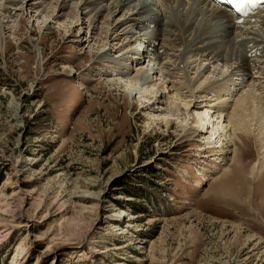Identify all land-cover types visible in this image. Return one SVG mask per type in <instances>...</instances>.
Masks as SVG:
<instances>
[{
    "label": "rangeland",
    "instance_id": "1",
    "mask_svg": "<svg viewBox=\"0 0 264 264\" xmlns=\"http://www.w3.org/2000/svg\"><path fill=\"white\" fill-rule=\"evenodd\" d=\"M49 1L0 5L13 20L0 24V264H264V137L241 133L244 116L232 142L202 149L182 134L183 108L121 81L138 78L135 64L124 77V61L100 57L101 20L91 34L70 4ZM261 32L233 39L234 54L250 58ZM261 59L240 90L264 112Z\"/></svg>",
    "mask_w": 264,
    "mask_h": 264
},
{
    "label": "bare ground",
    "instance_id": "2",
    "mask_svg": "<svg viewBox=\"0 0 264 264\" xmlns=\"http://www.w3.org/2000/svg\"><path fill=\"white\" fill-rule=\"evenodd\" d=\"M11 1L17 3L18 7L15 9L20 12L27 9L38 11L46 2V0ZM133 1L135 3L129 5L126 3L128 0H60L59 8L66 7L65 3L70 4L80 16L79 19L75 18V22L87 21L91 34L96 33L101 20L105 44L103 50L99 52L100 57L106 56L107 61L113 63H116L115 60L124 61V66L118 67L125 72L121 73L123 76L132 70L129 65L135 64L138 78L128 80L124 78L121 81L136 90L137 94L141 93L144 96L148 92L151 95L149 99L152 98L151 104L163 103L165 106L163 109L172 110L171 114L173 111L181 112L183 108L184 120L191 118V121L183 125L182 134L186 138L202 136L204 140L202 149L214 147L215 144L222 147L232 142L241 130L244 134L253 133L258 137H264V112L261 108L262 102L256 97L260 95H255L256 93L249 91V88L240 90L249 84L254 86L255 80H251V74L255 65L263 62L261 57L264 55L260 47H264V40H255L256 43L253 44L256 50L250 55L251 59L247 54L240 57L237 53L234 54L232 41L240 37L239 35L245 36L255 31L264 32L262 27H255L258 25L256 23L260 22L264 25V6L252 12L253 16L249 17V20L245 18L236 20L234 15H227L221 7L207 0ZM4 17L6 16L0 11V24L9 25L8 22L13 21ZM210 37L212 39H207ZM100 40L97 39L95 42ZM216 42H220L221 47H217ZM114 46L117 56L109 57L108 52ZM173 57L176 59L174 63ZM127 60L129 63L125 65ZM210 67L211 75L205 76ZM173 73L176 74L177 80L171 81L169 77ZM239 91L241 92L237 94ZM206 92H211L215 98L211 100L213 97L210 98V94L208 96ZM161 110L156 108L154 111ZM166 116L162 118L170 124V119ZM244 116L248 118L249 124L246 128L240 127V130L238 127L243 124ZM257 116L263 120L255 122ZM155 117H159V114ZM257 123L260 128L252 127ZM259 165L260 161L254 163L257 171ZM122 215L124 214H112L116 218Z\"/></svg>",
    "mask_w": 264,
    "mask_h": 264
},
{
    "label": "trees",
    "instance_id": "3",
    "mask_svg": "<svg viewBox=\"0 0 264 264\" xmlns=\"http://www.w3.org/2000/svg\"><path fill=\"white\" fill-rule=\"evenodd\" d=\"M1 180H2V177L0 176V182H1ZM144 183H145V185L150 186L147 182H144ZM129 194H133L134 197L144 199L142 192L141 193H135V192L132 193V192H130ZM130 205H131L130 208H132L133 212H137L138 211V208H137V206L135 204L131 203Z\"/></svg>",
    "mask_w": 264,
    "mask_h": 264
},
{
    "label": "snow or ice",
    "instance_id": "4",
    "mask_svg": "<svg viewBox=\"0 0 264 264\" xmlns=\"http://www.w3.org/2000/svg\"><path fill=\"white\" fill-rule=\"evenodd\" d=\"M230 2H233L237 9H239L240 5L243 4L245 2V0H230Z\"/></svg>",
    "mask_w": 264,
    "mask_h": 264
}]
</instances>
